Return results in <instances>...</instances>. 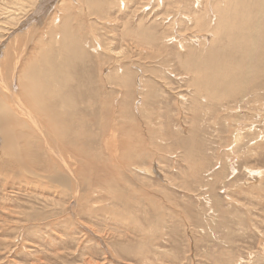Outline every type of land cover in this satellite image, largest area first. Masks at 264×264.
I'll return each mask as SVG.
<instances>
[{
	"label": "rangeland",
	"instance_id": "1",
	"mask_svg": "<svg viewBox=\"0 0 264 264\" xmlns=\"http://www.w3.org/2000/svg\"><path fill=\"white\" fill-rule=\"evenodd\" d=\"M80 1L72 24L87 51L76 68L84 124L77 153L66 151L79 193L0 153V264H264V111L252 109L263 112L248 121L254 129L237 132L241 116L206 99L190 54L207 53L212 36L181 18L209 24L225 0Z\"/></svg>",
	"mask_w": 264,
	"mask_h": 264
},
{
	"label": "bare ground",
	"instance_id": "2",
	"mask_svg": "<svg viewBox=\"0 0 264 264\" xmlns=\"http://www.w3.org/2000/svg\"><path fill=\"white\" fill-rule=\"evenodd\" d=\"M77 1L81 5L80 0H0V44L7 40L0 57L3 58L0 62V153L7 156L4 164L11 167L31 170L42 177L65 178L78 194V167L68 165L70 156L66 153L67 150L77 153V127L84 124V120L77 117V93L82 86L77 84L76 68L77 59L85 57L87 51L77 39L72 24L74 14L77 15ZM210 8L214 18L208 15L209 24L204 15L192 12L191 16L181 17L178 14L186 23L208 29L209 33L198 34L203 40H208L207 35L212 36L209 50H203L207 53L190 54L196 56V66L204 70L205 77L197 79L198 89L207 93L206 99L220 102L223 99L220 106L228 117L233 113L241 116L240 124L244 125L238 123L237 132L254 129L252 125L257 122L260 110L258 113L251 110L264 111L261 96L264 92V0H225ZM145 33L156 38L150 28L145 29ZM20 40L24 42L21 47L16 43ZM29 40H35L31 42L35 49L32 59L28 56ZM205 61L213 65H206ZM72 70H75L73 77L70 76ZM219 88L223 89V94L217 92ZM63 96H66L64 102ZM250 119L254 121L252 125L248 122ZM5 156L0 158V163Z\"/></svg>",
	"mask_w": 264,
	"mask_h": 264
}]
</instances>
